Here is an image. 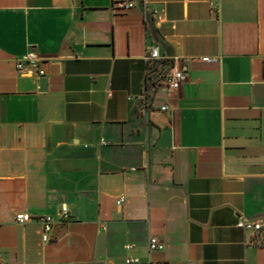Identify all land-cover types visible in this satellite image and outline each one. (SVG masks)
Returning <instances> with one entry per match:
<instances>
[{
    "label": "crops",
    "instance_id": "obj_1",
    "mask_svg": "<svg viewBox=\"0 0 264 264\" xmlns=\"http://www.w3.org/2000/svg\"><path fill=\"white\" fill-rule=\"evenodd\" d=\"M120 1L0 0L1 263L264 264V0Z\"/></svg>",
    "mask_w": 264,
    "mask_h": 264
},
{
    "label": "built area",
    "instance_id": "obj_2",
    "mask_svg": "<svg viewBox=\"0 0 264 264\" xmlns=\"http://www.w3.org/2000/svg\"><path fill=\"white\" fill-rule=\"evenodd\" d=\"M135 5L134 0H124L117 3L116 7L119 9H128ZM155 11H152L154 13ZM162 56L159 51L158 46H148L146 49L144 60L147 64L146 69V81H150L153 83L154 86H164L166 88L171 89H178L183 80L182 71L179 68L171 67L167 71H163L160 68V61ZM40 59L36 55L34 51H29L26 53L22 60H18L16 62V69L18 71H27V67H31L35 69V74L40 76L43 74V71L38 67ZM162 110H165V107H161ZM123 201V197H120L116 204H120ZM33 217L27 212H16L14 215V220L17 224H25L31 221ZM59 219L61 220H68L69 219V212L65 204H62L59 210ZM36 220L40 224V237L41 241L47 243L50 238L49 234L53 227L54 219L49 215H43L36 218ZM236 226L245 230V231H259L262 226H264L263 221H246L243 218L239 217ZM164 244L160 242L155 237H151L148 242V247L150 250L154 249H161L163 248ZM130 245H126V248H130ZM136 258H128L126 259L127 263L137 262ZM0 264L1 261H0Z\"/></svg>",
    "mask_w": 264,
    "mask_h": 264
},
{
    "label": "water",
    "instance_id": "obj_3",
    "mask_svg": "<svg viewBox=\"0 0 264 264\" xmlns=\"http://www.w3.org/2000/svg\"><path fill=\"white\" fill-rule=\"evenodd\" d=\"M136 2H138L139 4H141V3H142V1H141V0H136Z\"/></svg>",
    "mask_w": 264,
    "mask_h": 264
}]
</instances>
